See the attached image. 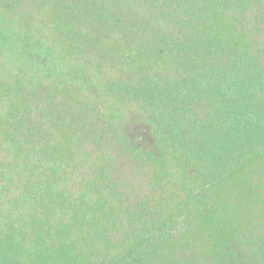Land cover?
Returning <instances> with one entry per match:
<instances>
[{
  "label": "trees",
  "instance_id": "obj_1",
  "mask_svg": "<svg viewBox=\"0 0 264 264\" xmlns=\"http://www.w3.org/2000/svg\"><path fill=\"white\" fill-rule=\"evenodd\" d=\"M40 17L48 50L9 28ZM262 29L264 0H0L30 57L1 89L0 264H264ZM52 49L147 88L153 121Z\"/></svg>",
  "mask_w": 264,
  "mask_h": 264
},
{
  "label": "rangeland",
  "instance_id": "obj_2",
  "mask_svg": "<svg viewBox=\"0 0 264 264\" xmlns=\"http://www.w3.org/2000/svg\"><path fill=\"white\" fill-rule=\"evenodd\" d=\"M9 28L14 29L16 33H20L21 39L25 40L33 48H37V46L32 44H37L42 50L50 49L44 45L48 44V41L46 37L47 29L44 26L43 17L37 18L30 23L13 19L10 22ZM262 31L264 32V29ZM27 54L30 53L27 52ZM43 54L46 55V52L43 51ZM48 55L47 53L46 58ZM29 59L30 57H27L25 60L21 43L15 39L12 38L0 43V113L7 106V98L2 95L1 89L10 83L11 78L17 73V68H21L29 63ZM44 59L41 58V60ZM48 61H50L48 66H53L55 70L70 71L67 74L73 75L79 83L82 81L86 91L103 99L105 104L123 122L143 123L145 119L152 120V117L155 115L154 109L156 101L152 99L149 90L147 88H140L137 91L139 95L134 96V90L131 94L127 93L126 97H124L122 94L125 93V89L116 80L118 73H105L103 70L98 71L84 64L83 61L76 63L69 62L54 49H52ZM40 67L41 69L45 68L42 65ZM159 90L160 87H157V91ZM82 172H84V168L79 166L73 176V182L67 184L69 189L74 190V185L79 181V175Z\"/></svg>",
  "mask_w": 264,
  "mask_h": 264
}]
</instances>
